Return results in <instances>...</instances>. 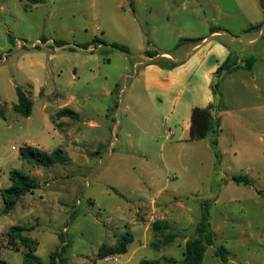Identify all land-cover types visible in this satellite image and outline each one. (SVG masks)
<instances>
[{"label":"rangeland","instance_id":"374dc122","mask_svg":"<svg viewBox=\"0 0 264 264\" xmlns=\"http://www.w3.org/2000/svg\"><path fill=\"white\" fill-rule=\"evenodd\" d=\"M262 1L0 0V259L24 264L26 249L3 237L20 225L34 227L28 235L38 240L36 256L45 264L60 233L71 244L67 264L162 258L180 264L208 206L215 241L203 264H224L220 246L228 251L226 264H264V25L251 28L264 22ZM206 37L176 65L154 60L137 66L147 52L185 56ZM249 57L255 58L251 70L239 68L219 81L214 131L177 142L181 132L161 121L140 72L148 66L181 71L166 104L185 91L180 122L187 103L214 96L211 68L229 58L245 64ZM17 87L31 96L30 117L13 108ZM64 107L76 114L58 125ZM74 138L84 154L74 161L44 167L20 154L31 146L73 155ZM12 170L36 178L39 188L4 213L1 192L10 187ZM156 221L177 235L174 242L160 246ZM123 237L131 238L126 255L97 258L102 244Z\"/></svg>","mask_w":264,"mask_h":264},{"label":"trees","instance_id":"16d2710c","mask_svg":"<svg viewBox=\"0 0 264 264\" xmlns=\"http://www.w3.org/2000/svg\"><path fill=\"white\" fill-rule=\"evenodd\" d=\"M27 1L31 4H39L44 2V0ZM261 5L264 13V0L262 1ZM263 25L264 22L251 28H261ZM213 32H216V30ZM10 41L14 42L15 40L13 37H10ZM94 41L99 40L95 39ZM44 42H46L45 39ZM59 43L62 44V42ZM111 46L123 52L129 51L128 48L122 44L112 43ZM87 47L88 45L86 44L81 46V48ZM147 56L153 57L155 56V54L147 52ZM231 61L232 59L229 58L224 64L218 67L215 72V79L217 81L214 83V95L216 99L218 95L219 81L222 79L224 74L231 73L239 68H246L251 70L253 68L255 58H247L244 61L245 64H239V62L237 61ZM16 90L18 102L13 106L14 110L25 117H30L33 104L30 94L23 87H17ZM220 107L221 106L216 101L214 103H210L206 108L193 109L191 114L190 129L191 140L204 139L208 133L214 131V116L220 110ZM66 114L73 115L74 113L73 111L64 108L59 113H57V116L62 117ZM0 115L3 116V112L1 110ZM217 143L218 142L215 139L213 141V145H217ZM20 154L21 157L28 163L44 167H48L57 163H66L69 160L66 151L60 148L54 150L52 153H47L31 146H25L20 149ZM216 156L217 158L219 157L218 152H216ZM10 180V187L4 189L1 192L5 204L4 213H10L11 211H13L23 196L28 193H33L36 189L39 188V183L36 178L27 175L20 170H12L10 172ZM237 181H241V179H237ZM33 229V226L29 227L15 225L11 227L3 237L6 238L7 244L16 246L17 243H20L22 247L26 249L23 254L24 264H45L39 259V257L36 256V252L39 246L38 240L28 235V233ZM166 229H168V225L164 224L161 221H156L153 224V230L156 233L161 234L162 236L160 246L169 245L177 238L176 234L172 233L171 231H166ZM195 235V238L186 242L184 258L180 264H203L207 249L214 244L215 238L214 233L211 230L210 213L208 206L202 208L201 217L195 229ZM58 239L60 245L58 246V248H56L55 251L51 253L48 264H67L69 258L68 253L71 244L67 240V237L64 233L58 234ZM130 243L131 238L123 237V239L121 241H118L115 245L108 246L106 244H102L97 253V258L103 260L107 256H112L115 254H125L128 251V245ZM20 249L21 248H18L17 246L14 250L19 251ZM217 254L220 256L222 262L226 264L228 254L227 249L224 246H220L217 249ZM166 260V258L154 260L143 259L139 264H163ZM0 264L9 263L5 260L0 259Z\"/></svg>","mask_w":264,"mask_h":264},{"label":"crops","instance_id":"0c3cea01","mask_svg":"<svg viewBox=\"0 0 264 264\" xmlns=\"http://www.w3.org/2000/svg\"><path fill=\"white\" fill-rule=\"evenodd\" d=\"M214 33H219V31L216 30V32H212L211 34H214ZM206 41H207V37L203 39L201 44L194 45L185 56L176 57V56H173L172 54L169 55L167 52H162L161 54H157L153 57L144 56L143 59L137 64V66H141L143 63H151L154 60H164V61L171 62V64L175 63L176 65V63L178 62H182L188 59L192 55V53L200 49L203 46V43H205ZM45 43H47V41ZM210 51L211 50H208V53ZM208 53L205 55H208ZM53 56L54 55H52V57ZM215 69L217 70L216 67H213L211 68L210 71L216 72ZM180 74H181V71H178V70L171 71L170 69L161 68L157 66H148L147 68L143 69L140 72V75L143 77L145 90L149 96L150 102L152 106L154 107L157 115L160 117L163 123L164 122L166 123V126L173 129V132L174 131L181 132L180 136L177 138V142L182 143V142H189V140H191L190 129H191V114H192L193 109L206 108L207 105H209L210 103L216 102L217 99L215 95L211 96L209 94V95H206L204 99H201V101H199L198 99H194V101L187 103L186 105L187 106V116L186 115L183 116L182 120L179 122L178 121V117H179L178 104L180 101L183 100L185 91L183 89H180L177 92V94L174 95L172 99L173 103L171 104V107L166 108V104L168 101V93H170L175 86L180 84ZM150 91L156 93V97H153ZM205 102L208 103L206 104V106L205 104H202ZM64 108L67 109L68 107H64ZM50 119L53 120L52 118ZM56 122L57 124L67 123L66 116H62L61 118H58ZM173 132H171L172 136H176V134ZM76 134L78 137V131ZM68 136L71 137L70 133H68ZM128 136H130V134H128ZM71 142L77 145V148L74 149L75 152L73 155H71L69 151L68 152L66 151V153L68 154L69 160L74 161L73 157L75 159L81 156L84 157L83 151L80 150V148L78 147V145H80V141L74 138L73 141ZM173 179H175V177H173ZM165 181H166L165 186H167L168 179L167 178L164 179V182ZM164 193H165V190L159 191V195L164 194ZM57 246H59V244ZM127 253L122 254V255H126Z\"/></svg>","mask_w":264,"mask_h":264},{"label":"built area","instance_id":"2783aa9c","mask_svg":"<svg viewBox=\"0 0 264 264\" xmlns=\"http://www.w3.org/2000/svg\"><path fill=\"white\" fill-rule=\"evenodd\" d=\"M106 258H108L107 260H116L115 256H109V257H106Z\"/></svg>","mask_w":264,"mask_h":264}]
</instances>
